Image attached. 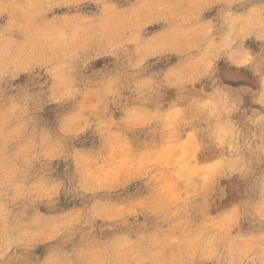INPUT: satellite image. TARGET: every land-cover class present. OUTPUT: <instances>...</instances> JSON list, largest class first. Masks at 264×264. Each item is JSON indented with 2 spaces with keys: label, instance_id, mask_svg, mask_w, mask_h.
Instances as JSON below:
<instances>
[{
  "label": "clouds",
  "instance_id": "clouds-1",
  "mask_svg": "<svg viewBox=\"0 0 264 264\" xmlns=\"http://www.w3.org/2000/svg\"><path fill=\"white\" fill-rule=\"evenodd\" d=\"M0 264H264V0H0Z\"/></svg>",
  "mask_w": 264,
  "mask_h": 264
},
{
  "label": "rangeland",
  "instance_id": "rangeland-1",
  "mask_svg": "<svg viewBox=\"0 0 264 264\" xmlns=\"http://www.w3.org/2000/svg\"><path fill=\"white\" fill-rule=\"evenodd\" d=\"M176 148H179L182 155L191 156L193 161L196 159V154L201 150L205 153L211 152V145L199 143L193 133H190L188 139L184 140L181 144L169 146L166 151H174ZM218 163L219 162H217V164L201 165L200 168L202 170H207L208 172H214ZM193 170H195V167Z\"/></svg>",
  "mask_w": 264,
  "mask_h": 264
}]
</instances>
